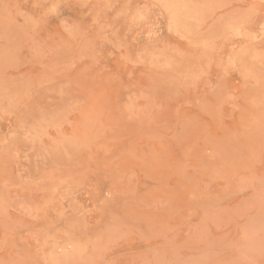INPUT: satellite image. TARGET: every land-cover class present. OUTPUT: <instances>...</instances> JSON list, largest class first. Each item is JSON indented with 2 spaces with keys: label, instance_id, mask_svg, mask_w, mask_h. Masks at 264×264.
I'll return each mask as SVG.
<instances>
[{
  "label": "rangeland",
  "instance_id": "rangeland-1",
  "mask_svg": "<svg viewBox=\"0 0 264 264\" xmlns=\"http://www.w3.org/2000/svg\"><path fill=\"white\" fill-rule=\"evenodd\" d=\"M0 264H264V0H0Z\"/></svg>",
  "mask_w": 264,
  "mask_h": 264
}]
</instances>
